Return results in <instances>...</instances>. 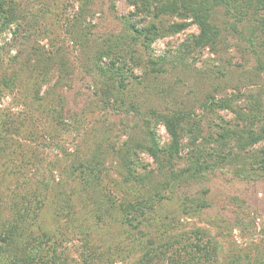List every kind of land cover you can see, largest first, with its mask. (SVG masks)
I'll use <instances>...</instances> for the list:
<instances>
[{
	"label": "rangeland",
	"instance_id": "obj_1",
	"mask_svg": "<svg viewBox=\"0 0 264 264\" xmlns=\"http://www.w3.org/2000/svg\"><path fill=\"white\" fill-rule=\"evenodd\" d=\"M5 2L0 124L17 132L0 137V256L20 226L17 245L44 229L53 240L39 237V245L55 248L60 263L83 264L84 255L92 264H138L144 250L119 211L132 201L119 186L122 157L132 149L135 176L154 174L146 196L159 183L158 204L174 227L167 236L197 243L200 233L203 246L218 247L210 264H264V139L257 140L264 137V10L241 12L246 20L235 30L236 19L218 8L222 31L206 42L213 45L196 47L200 29L192 17L154 20V4L147 12L146 0H93L84 13L81 0ZM153 21L159 30L147 43L132 27ZM110 50L111 57H100ZM114 61L123 75L111 81L114 74L99 66L109 70ZM121 81L127 87L116 100L107 92ZM182 111L193 119L179 135L176 169H185L198 148L215 152L225 135L233 162L203 180L165 188L158 164L138 144L152 146L153 131L168 147V128L152 112ZM98 161L97 179L86 167Z\"/></svg>",
	"mask_w": 264,
	"mask_h": 264
},
{
	"label": "trees",
	"instance_id": "obj_2",
	"mask_svg": "<svg viewBox=\"0 0 264 264\" xmlns=\"http://www.w3.org/2000/svg\"><path fill=\"white\" fill-rule=\"evenodd\" d=\"M148 5L146 11L149 12L154 4V20L159 18L161 14L167 15H182L192 17L194 23L200 29V35L198 38H195V46L199 47L201 45H208L213 43H206L214 36H217L222 29L220 25L215 22L214 19L215 11L223 7L226 9L228 15L236 19V23H233L230 28L238 30V24H242L246 17L241 12H248L249 10H257L261 12L264 10V0H146ZM90 2L93 0H81L82 3V13H84L87 7L90 5ZM6 6L5 0H0V12L2 8ZM151 14V13H148ZM82 15V14H81ZM263 20V19H261ZM153 21L152 24L147 25L143 29H132L136 34L143 36L147 43L152 42L151 40L156 37L158 32V27ZM264 24V23H263ZM115 49L118 51L121 49L120 45L114 44ZM59 48H57L58 51ZM113 50V47H112ZM118 54V52L116 53ZM108 56L111 57L110 52L100 53V57ZM118 58V57H117ZM163 57L162 61H166ZM120 59V58H119ZM118 60V59H116ZM98 61H101L98 57ZM152 65H157V62L150 61ZM264 69V65H261ZM98 68V67H97ZM100 71L104 74L107 72L113 73V76H110V80L113 81L115 75L122 78L123 72H120L119 68L116 67V61L112 62L111 68L104 70L99 66ZM159 68L158 70H160ZM163 70V69H162ZM118 73H114L117 72ZM164 71V70H163ZM162 72V71H161ZM112 88L108 93L109 96L115 98L116 100L121 99V94H123L125 88L127 87L125 81L120 82L118 88L111 85ZM228 99V98H227ZM230 100H225L228 102ZM222 101H214L213 105L217 106H226ZM206 105V104H205ZM152 116L157 117L162 123H164L169 131V134L172 138L171 144L168 147L161 148L159 146L156 135L153 131H149V135L152 141V146L138 144V147L141 150L147 152L153 160L158 164V175L162 177V184L165 185V188L170 187L171 185H178L179 180H185V184L191 181L203 180L208 175L209 172H216V170L222 165H231L233 161V151L225 153L228 137L223 136L219 141L220 146L218 149L220 151L224 150L222 154L218 153V149H215V152H208L206 147L198 148L195 152L193 151L189 157L187 166L185 169H176V159L180 158L181 154V142L179 135L183 130H186L184 126L188 123L190 119H193V115L187 112H173V113H157L152 112ZM198 125V124H195ZM192 125V126H195ZM10 126L12 129L9 131ZM17 129L11 125L5 123L0 124V137L1 138H11L16 134ZM192 134V131L190 132ZM224 135V134H223ZM264 139L260 137L258 141ZM111 150L116 152V149L113 147ZM132 149H127L122 158L125 159V171H123V181H120L119 186L122 184V194L125 195L124 198L132 199V201L123 202L119 206V211L123 226L130 229V233L133 234V242H138V246L141 247L144 251L142 257L138 264H210L211 260L217 258L218 247L212 242H207L206 246H203L200 241V233H196V238L198 237L199 242H185L183 237H169L167 234L173 231L174 227L167 222L169 219L168 215L163 217L162 211L164 212V207L162 203L163 197L159 193V183H155V191L150 197L146 196L150 193V186H148L149 179L154 174L151 172L147 176H141L137 174L135 176V170L133 169V162L131 160ZM109 153V151H106ZM105 154V153H104ZM107 154H105L106 156ZM109 156V155H108ZM107 156V157H108ZM97 163V162H96ZM98 161L97 165L87 168L90 174L99 177L97 171L100 174ZM97 170V171H96ZM244 177V176H243ZM148 178V179H147ZM187 180V181H186ZM85 182H88L87 177ZM174 188V187H173ZM164 200V199H163ZM183 204V202H182ZM185 205V202H184ZM206 206H200L198 209H203ZM199 211V210H198ZM166 218V220H165ZM171 220V219H170ZM169 220V221H170ZM14 233L9 235V241L6 242V247L2 250L4 256H0V264H62L60 261L62 257L58 255L55 248L48 249L47 244L44 247L39 245V241L44 238L46 241H52L53 238L46 230L41 229V239L32 235L31 231L29 234L32 235V238L27 239L21 246L17 245L19 243V229L20 226H15ZM55 236V235H54ZM60 236V235H59ZM164 236V238H163ZM28 237V236H27ZM136 237V238H135ZM155 237L162 238V242H158ZM59 238V237H58ZM36 241V242H35ZM16 246V247H15ZM179 247V248H178ZM177 248V249H176ZM83 264H92L89 260H86V257L82 255ZM65 264V263H63Z\"/></svg>",
	"mask_w": 264,
	"mask_h": 264
}]
</instances>
